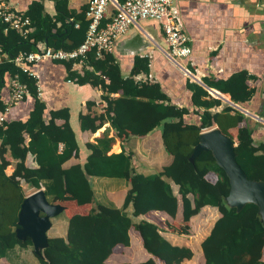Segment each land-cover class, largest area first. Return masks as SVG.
I'll return each instance as SVG.
<instances>
[{
    "label": "trees",
    "instance_id": "16d2710c",
    "mask_svg": "<svg viewBox=\"0 0 264 264\" xmlns=\"http://www.w3.org/2000/svg\"><path fill=\"white\" fill-rule=\"evenodd\" d=\"M53 1L54 15L46 11L45 0H32L26 10H19L30 17L33 26L26 37L0 21V113L6 108L11 78L25 84L30 92L20 102H30L27 115L14 117L9 112L0 124V260L6 258L12 263L8 256L10 251L17 246H33L29 237L22 240L16 233L19 210L26 196L25 182L36 189L44 187L48 199L54 203L73 200L77 205L89 206L87 213L66 211V236L49 237L42 254L34 251L41 264H107L113 252L131 246L132 229L138 232L148 257L142 259L144 251L134 239V247L139 248L137 254L142 260L123 264H188L184 260L194 256L192 247L173 243L163 235L160 221L164 218L136 220L137 216L154 210L176 218L179 198L168 180L171 179L179 186L183 215L182 222L172 226H182L181 231L185 232L191 226L192 217L206 205L217 206L222 213L202 241V234L193 236L197 244H194L195 264H264V224L259 207L251 202L240 210L227 205L229 178L211 151H202L193 161L189 159L200 133L218 126L237 142L236 159L247 176L264 180V134H255L259 123L229 104L221 111L211 110L222 100L197 82L187 83L192 108L178 106L159 82L135 77L141 71L150 72L149 58H135L127 76L111 53L100 58L95 48L82 58L83 72L73 68L79 59L50 61L65 66L66 80L97 86L103 91L101 97L106 102L103 112L79 114L83 131L95 132L109 121L117 136L126 141L129 136H144L161 126L163 145L173 156L172 162L153 173L143 174L135 168L132 152L123 148L110 153L115 138L105 132L96 143L86 144L90 152L84 163L63 166L80 153L76 133L70 124L69 108L48 110L39 95L36 79L13 61L20 53L47 46L73 50L85 40L88 5L77 12L69 7V0ZM115 11L113 8L112 12ZM107 21L104 19L103 24ZM248 77L245 70H240L228 78L208 76L204 82L230 94L234 103L246 106L256 92L255 87L247 84ZM115 93L120 95L114 97ZM93 104V101L87 102L89 108ZM59 118L64 119L62 124L56 122ZM231 128H237L234 136ZM9 155L15 160L10 174L7 169L13 162ZM29 155L32 156L30 164ZM210 175L215 179L209 178ZM94 176L120 178L129 183L121 208L96 200ZM130 205L133 211L128 213L126 209Z\"/></svg>",
    "mask_w": 264,
    "mask_h": 264
},
{
    "label": "crops",
    "instance_id": "0c3cea01",
    "mask_svg": "<svg viewBox=\"0 0 264 264\" xmlns=\"http://www.w3.org/2000/svg\"><path fill=\"white\" fill-rule=\"evenodd\" d=\"M9 1L17 10H26L32 2V0ZM88 2L89 0H69V7L80 12L88 5ZM44 4L48 13L51 15L56 13L53 0H45ZM112 10L113 6L110 5L109 12ZM173 11L183 31L190 39L191 54L181 61V66L177 65L166 54L167 44L161 25L155 20H140L138 24L131 26L128 32L116 41L111 52V56L121 66L122 73L125 76L129 75L135 58H149L150 72H139L135 76L137 79L159 82L173 103L178 106H188L189 108H192L191 91L188 89L187 83L188 81L197 82L204 86L212 96L222 100L220 105H216L211 109L213 111H221L228 104L234 107H236L235 104H239L231 100L230 94L222 93L215 88L207 86L204 78L208 76L228 78L237 71L245 70L249 76L247 84L252 88L255 87L256 92L253 98L246 103V106H239L264 119V0H173ZM82 67V62H76L73 66L79 72H83ZM185 68L188 69V73ZM35 70L40 74V97L46 102L48 110L69 108L70 124L76 133L80 153L78 157H72L66 161L63 165L65 168L77 163H84L90 152L86 144L88 142L96 143L97 139L102 137L105 132L115 138L110 153L120 152L123 148L132 152L135 168L143 174L153 173L172 162L173 156L165 150L163 145L161 126L156 127L144 136H129L126 141L117 136L109 121H106L95 132L83 131L79 120L80 113L90 111L93 114H98L105 110L106 102L101 97L103 94L102 89L90 84L81 85L66 80L65 66L55 61L46 60L41 62L35 66ZM119 95L120 93L113 94L114 97ZM88 101L94 102L90 108L87 106ZM29 107V101L20 103L12 108L13 111L11 110L9 115L12 113L14 117H25ZM246 115L259 123L255 134H264V122L255 119L251 115ZM56 122L62 124L64 119L59 118ZM230 131L236 134L237 128H231ZM8 157L13 162L7 169V173L10 174L14 169L15 160L10 155ZM31 157L29 155L27 158L29 164L32 162ZM208 177L215 179L213 175ZM168 180L174 193L179 198L176 218L154 210L146 215L137 216L136 220L142 218L159 220L166 217L169 223L173 222L172 224H180L182 222V200L179 186L171 179ZM92 184L96 200L103 205L115 206L116 208L122 207L130 187L125 179L114 177L94 176ZM55 204L62 205L64 210L52 218V226L48 230L49 237L66 236L68 229V214H66V211L69 214L87 213L89 211L88 205H77L73 200L66 201L63 204ZM126 211L131 213L133 211L132 205ZM62 214L66 218H61ZM221 215L219 207L206 205L200 213L192 217L190 223L191 227H193V232L203 234V231L206 230L201 241L209 234L214 222ZM214 216L215 220L207 228L211 223V218ZM56 218L59 219L61 224L59 223L60 225L54 234H50V231L56 227ZM169 218L172 220H169ZM130 235L131 246L128 248L122 247L118 252H113L106 260L107 264H123L124 262H133L134 259L139 261L148 257L138 232L132 229ZM134 239L137 245L140 243L139 245L144 251V255H141L143 258L137 254L139 248L134 247ZM168 239L170 240L169 237ZM187 245L192 247L194 256L192 259L184 260V263L195 264L194 261L193 263L191 262L194 260L196 253L194 244ZM32 247L17 246L9 252V259L11 260L17 254L15 251L20 249L27 251L32 249ZM126 249H130V251ZM126 251L129 253L127 254ZM2 260L5 261L6 258Z\"/></svg>",
    "mask_w": 264,
    "mask_h": 264
},
{
    "label": "built area",
    "instance_id": "2783aa9c",
    "mask_svg": "<svg viewBox=\"0 0 264 264\" xmlns=\"http://www.w3.org/2000/svg\"><path fill=\"white\" fill-rule=\"evenodd\" d=\"M110 5L116 10L115 13L109 12ZM86 18L89 20L86 38L77 48L65 50L47 46L29 53H20L13 59L16 65L36 79L39 95L41 86L40 74L35 70L37 64L46 60L79 59L81 62L91 48L96 49L98 57L104 58L107 53L112 52L116 41L140 20H155L161 25L167 44L166 54L177 65L181 66V61L192 51L190 39L173 11V0H126L123 3L118 0H89ZM104 19L108 20L105 24ZM0 21L5 22L9 28L18 30L24 37L33 27L30 17L17 10L9 0H0ZM185 70L188 73V69ZM8 94L6 108L0 113V124L12 107L18 105L30 92L25 84L11 78Z\"/></svg>",
    "mask_w": 264,
    "mask_h": 264
},
{
    "label": "water",
    "instance_id": "95a60500",
    "mask_svg": "<svg viewBox=\"0 0 264 264\" xmlns=\"http://www.w3.org/2000/svg\"><path fill=\"white\" fill-rule=\"evenodd\" d=\"M235 106L248 115L264 119L248 110ZM237 142L222 132L218 126L204 129L195 145L190 160L193 161L202 151H211L217 164L226 172L230 191L226 197L228 206L240 210L246 203H255L259 207V215L264 224V180L250 179L236 159L235 146ZM64 207L50 201L45 188L41 187L25 196L18 214V238L28 237L33 243L35 253L42 254L48 246V230L52 226V218L60 214Z\"/></svg>",
    "mask_w": 264,
    "mask_h": 264
},
{
    "label": "rangeland",
    "instance_id": "374dc122",
    "mask_svg": "<svg viewBox=\"0 0 264 264\" xmlns=\"http://www.w3.org/2000/svg\"><path fill=\"white\" fill-rule=\"evenodd\" d=\"M255 119L259 120L257 117H255ZM235 134H233L234 136ZM23 189L25 191V194H29L31 192H33L35 189V187H31L28 186L25 182H23ZM61 218H66L64 214H62L60 216ZM169 220H172L171 218H169ZM215 220V216L213 218H211V223L209 224V226L207 228H209L211 226V224L213 223V221ZM67 221V219H66ZM161 223V228H162V233L164 236H166L167 238L169 237L170 240H172L175 243H186V244H190V245H197L196 242L193 239V236L195 234H202V233H196L193 232V227L190 226V229H186L185 232H182L181 229L184 227L180 226H172L171 224L173 223H169L168 219L165 217L164 220L160 221ZM55 223H56V227L54 229H52L50 231V234H54L57 231V227L61 224L59 219H55ZM60 223V224H59ZM178 231V232H177ZM170 232V233H169ZM206 233V230L203 231L202 236ZM195 242V243H194ZM195 251L196 250V246L194 247ZM127 251H130V249H126ZM126 251V252H127ZM17 254H15L12 258L11 261L13 264H41L38 260V257H36L33 247L32 249H28L27 251H23V249H20L19 251H15ZM129 252H127L128 254ZM196 255V254H195ZM194 260H192L191 262L193 263ZM10 262L8 261H4L1 260L0 264H9ZM10 263V264H12Z\"/></svg>",
    "mask_w": 264,
    "mask_h": 264
},
{
    "label": "bare ground",
    "instance_id": "6f19581e",
    "mask_svg": "<svg viewBox=\"0 0 264 264\" xmlns=\"http://www.w3.org/2000/svg\"><path fill=\"white\" fill-rule=\"evenodd\" d=\"M211 89V88H210ZM212 91V90H211ZM221 95H223V94H221ZM219 96V95H218ZM224 96V95H223ZM226 97V96H225ZM225 99V98H224Z\"/></svg>",
    "mask_w": 264,
    "mask_h": 264
}]
</instances>
